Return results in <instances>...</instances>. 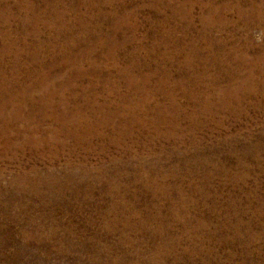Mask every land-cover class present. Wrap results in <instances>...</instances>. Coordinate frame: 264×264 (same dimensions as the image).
I'll return each instance as SVG.
<instances>
[{"label":"rangeland","instance_id":"374dc122","mask_svg":"<svg viewBox=\"0 0 264 264\" xmlns=\"http://www.w3.org/2000/svg\"><path fill=\"white\" fill-rule=\"evenodd\" d=\"M0 264H264V0H0Z\"/></svg>","mask_w":264,"mask_h":264}]
</instances>
